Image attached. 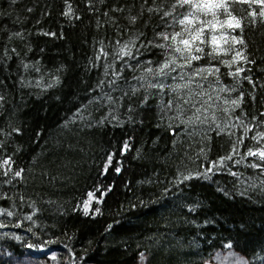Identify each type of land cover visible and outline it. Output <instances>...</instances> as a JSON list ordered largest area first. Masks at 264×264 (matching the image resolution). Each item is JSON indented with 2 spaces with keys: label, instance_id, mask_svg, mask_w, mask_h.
<instances>
[{
  "label": "trees",
  "instance_id": "obj_1",
  "mask_svg": "<svg viewBox=\"0 0 264 264\" xmlns=\"http://www.w3.org/2000/svg\"><path fill=\"white\" fill-rule=\"evenodd\" d=\"M173 3L0 0L3 253L59 252L71 264H138L144 254L146 264H203L229 247L264 264V160L248 155L264 151V138H253L264 133V3L230 6L243 26L231 33L244 40L234 47L248 61L228 67L220 61L230 52L193 62L219 69L194 78L192 89L206 93L193 96L196 106L207 100L204 123L194 124L181 122L194 109L177 118L175 104L166 107L176 99L169 88L148 87L184 82L180 69L176 80L146 71L166 58L156 34L174 30L147 8L170 11ZM125 43L133 55L120 59ZM237 67L244 72L234 77ZM241 93L234 111L224 103Z\"/></svg>",
  "mask_w": 264,
  "mask_h": 264
},
{
  "label": "snow or ice",
  "instance_id": "obj_2",
  "mask_svg": "<svg viewBox=\"0 0 264 264\" xmlns=\"http://www.w3.org/2000/svg\"><path fill=\"white\" fill-rule=\"evenodd\" d=\"M156 0H153L155 3ZM235 2V0H175V3L171 5L170 11H162V8L157 6L155 8L149 7L147 11L149 13L159 12L161 13L160 19L163 27L173 28L174 30L158 32L156 36L163 41L154 45L166 52L165 60L159 64L158 68L153 72L152 68H148L146 71L150 74H153L157 78L171 79L176 80V76L171 74L177 72V69L181 70L179 79L184 81L183 83H177L175 85H166L161 82L160 79L156 83L149 82V88H155L160 91H163L166 87L171 90V92L176 94L175 100H169L166 107L171 109L175 104V107L178 109V116L182 115L186 110L194 109L192 116L189 117L186 121H181L186 124H194L196 122L204 123L200 119L201 111L206 112L207 108H204L203 105L207 103V100L202 101L201 106L197 107L196 102L193 100V96L203 97L206 95L203 91L195 92L192 89V84L195 83V77H200L201 79H207V75H214L219 72L218 68H209V67H195L193 68V62L201 60L205 55L216 59L221 55H228L230 52L234 53L231 56L230 60L220 61L221 63L231 67L234 64H237L240 61H248V57L244 54L243 49L236 50L235 45L244 44L242 38H237L236 35L231 34L235 33L237 29L243 32V26L241 19L232 15L230 11V6ZM260 3H264V0H259ZM144 3H147V0H144ZM177 9H182L183 11L178 12ZM143 10V8H142ZM71 6L69 5L68 11L65 12V15H71ZM225 18L220 19L221 16ZM252 17L256 16V12L253 11L250 13ZM259 15L264 17V10H262ZM170 18L171 22L165 18ZM137 21L136 16L129 18L130 24H135ZM178 27V30H175ZM139 39V37H137ZM151 44L152 42L149 41ZM132 46H135V42H132ZM208 47L210 50L205 53V47ZM103 51V49H101ZM107 55V53H105ZM118 58L123 59L125 56L131 57L133 55L132 48L129 47L127 43L123 44L118 50ZM184 69H191V72H183ZM244 72V68L237 67L235 72L230 73L234 77H239L240 74ZM207 73V75H205ZM119 74H117L118 76ZM187 76V80L185 77ZM139 79H144L140 77ZM250 83H252L250 77H244ZM103 83V81L101 82ZM114 83V81L112 82ZM143 87V85H141ZM181 90H188L181 94ZM221 92L235 91V88L223 87L220 89ZM107 97L109 103H114L111 96ZM100 97L98 99H102ZM2 99V97H0ZM208 99H211L209 97ZM243 100V93L240 94L238 99L228 100L225 99L224 103L231 106L234 111L236 108H239ZM228 111V109H225ZM261 115H264L262 113ZM215 118V117H213ZM239 121L240 117H236ZM255 119V117L253 118ZM18 131V130H17ZM223 131V129H221ZM244 131L247 133L250 131V128L244 126ZM254 139L264 138V133H260ZM235 151V149H234ZM249 156H259L261 160H264V151L258 152H248ZM224 159H231V156L221 158L219 163H223ZM111 158H109V163ZM4 164L9 165L10 160H5ZM258 167L259 165H253ZM211 171V169H209ZM21 171L15 172L16 177L21 176ZM89 199L93 197V193H89ZM3 211V210H0ZM13 213L8 212L7 215L11 216ZM31 219V217H27ZM4 225L0 224V227Z\"/></svg>",
  "mask_w": 264,
  "mask_h": 264
},
{
  "label": "rangeland",
  "instance_id": "obj_3",
  "mask_svg": "<svg viewBox=\"0 0 264 264\" xmlns=\"http://www.w3.org/2000/svg\"><path fill=\"white\" fill-rule=\"evenodd\" d=\"M0 257L6 264H71L66 257L59 252H51L46 256H38L28 252L22 257L5 254L0 250ZM138 264H146V255H142ZM203 264H249L247 259L233 250L226 247L217 249L210 256L204 259Z\"/></svg>",
  "mask_w": 264,
  "mask_h": 264
}]
</instances>
